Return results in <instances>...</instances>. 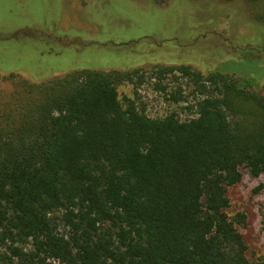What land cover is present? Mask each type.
I'll use <instances>...</instances> for the list:
<instances>
[{
  "label": "trees",
  "instance_id": "16d2710c",
  "mask_svg": "<svg viewBox=\"0 0 264 264\" xmlns=\"http://www.w3.org/2000/svg\"><path fill=\"white\" fill-rule=\"evenodd\" d=\"M174 71L196 87L194 117L123 101L119 86L142 69L4 78L0 264H264L247 256L245 214L228 213L243 170L264 175V94L219 71L151 70Z\"/></svg>",
  "mask_w": 264,
  "mask_h": 264
},
{
  "label": "rangeland",
  "instance_id": "374dc122",
  "mask_svg": "<svg viewBox=\"0 0 264 264\" xmlns=\"http://www.w3.org/2000/svg\"><path fill=\"white\" fill-rule=\"evenodd\" d=\"M255 12L264 0H0V107L13 92L10 72L43 82L81 68L142 69L144 80L134 76L119 94L152 117H194L198 99L189 77L151 72L157 66L219 71L264 94V22ZM179 87L186 97L176 103L168 92ZM243 173L228 213L245 214L238 229L254 261L264 258V175Z\"/></svg>",
  "mask_w": 264,
  "mask_h": 264
}]
</instances>
